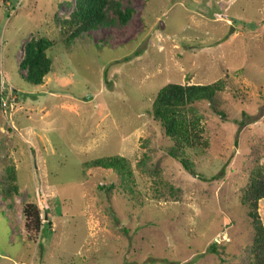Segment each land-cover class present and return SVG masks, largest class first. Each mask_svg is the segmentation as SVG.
Listing matches in <instances>:
<instances>
[{
    "label": "rangeland",
    "instance_id": "rangeland-1",
    "mask_svg": "<svg viewBox=\"0 0 264 264\" xmlns=\"http://www.w3.org/2000/svg\"><path fill=\"white\" fill-rule=\"evenodd\" d=\"M116 1L133 10L126 24L108 9L68 44L75 0H0V189L10 164L18 185L0 194V264H252L241 193L264 165V0ZM38 35L56 45L32 85L19 61ZM219 79L223 115L194 104L208 147L190 152L191 174L150 108L166 83ZM115 154L135 195L83 165ZM26 203L40 209L38 233L24 228ZM258 207L264 223V198Z\"/></svg>",
    "mask_w": 264,
    "mask_h": 264
},
{
    "label": "trees",
    "instance_id": "trees-1",
    "mask_svg": "<svg viewBox=\"0 0 264 264\" xmlns=\"http://www.w3.org/2000/svg\"><path fill=\"white\" fill-rule=\"evenodd\" d=\"M108 9L112 10L122 24L127 23L133 12L131 8L122 9L116 0H75V8L70 18L61 20L64 43L69 44L81 34L107 24ZM54 45L56 39L47 35L33 36L23 45L19 68L25 72L21 75L27 83L43 84L52 66V59L47 53ZM224 86L225 82L222 79L209 84L169 82L157 91L152 102L150 113L160 123L163 134L171 141V145L167 148L168 154L178 160L191 174H195V168L190 152L203 151L208 147V140L201 125L202 118L194 104L206 100L214 111L223 115L216 107V98L223 91ZM83 165L89 170L117 175L120 177L122 188L135 195L133 170L126 157L116 154L107 155L84 162ZM5 171L8 186L4 191L0 189V194L3 192L12 196L18 191L16 168L10 164L5 167ZM112 186L113 184L101 185L98 188L110 190ZM263 198L264 165L256 164L251 169L241 193V203L247 208V216L253 227L252 264H264V223L258 211V203ZM22 214L26 232H40L44 221L37 204L26 203L22 208ZM47 223L50 224V221L47 220Z\"/></svg>",
    "mask_w": 264,
    "mask_h": 264
},
{
    "label": "built area",
    "instance_id": "built-area-1",
    "mask_svg": "<svg viewBox=\"0 0 264 264\" xmlns=\"http://www.w3.org/2000/svg\"><path fill=\"white\" fill-rule=\"evenodd\" d=\"M1 105H2V106H5V105H6V102H5L4 99L1 100Z\"/></svg>",
    "mask_w": 264,
    "mask_h": 264
},
{
    "label": "water",
    "instance_id": "water-1",
    "mask_svg": "<svg viewBox=\"0 0 264 264\" xmlns=\"http://www.w3.org/2000/svg\"><path fill=\"white\" fill-rule=\"evenodd\" d=\"M233 27L231 28L230 32L232 31Z\"/></svg>",
    "mask_w": 264,
    "mask_h": 264
}]
</instances>
